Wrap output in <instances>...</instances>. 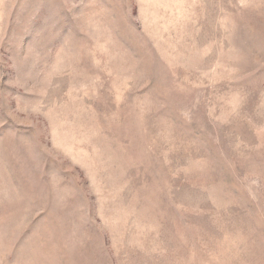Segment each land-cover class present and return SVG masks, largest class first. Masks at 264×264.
<instances>
[{"label": "rangeland", "instance_id": "rangeland-1", "mask_svg": "<svg viewBox=\"0 0 264 264\" xmlns=\"http://www.w3.org/2000/svg\"><path fill=\"white\" fill-rule=\"evenodd\" d=\"M0 264H264V0H0Z\"/></svg>", "mask_w": 264, "mask_h": 264}]
</instances>
